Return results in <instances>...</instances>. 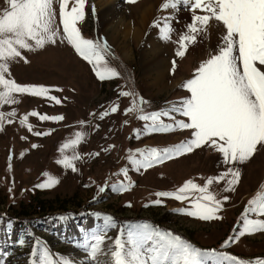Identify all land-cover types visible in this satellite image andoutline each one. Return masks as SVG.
<instances>
[{"label": "rangeland", "instance_id": "obj_1", "mask_svg": "<svg viewBox=\"0 0 264 264\" xmlns=\"http://www.w3.org/2000/svg\"><path fill=\"white\" fill-rule=\"evenodd\" d=\"M123 3L131 20L142 12V1L139 5H131L127 0ZM7 7L6 0H0V12ZM55 8L59 24L58 2ZM179 9L180 15L173 16L175 32L184 31L185 25L192 20L189 10L182 6ZM158 10L160 17L167 13L161 11V6ZM86 12L85 20L78 25L82 35L87 39L107 41L109 51L105 58L119 73L118 77L100 80L91 64L66 42L59 41L36 51L25 50L27 62L18 60L11 64V78L22 85L49 87L52 89L50 95L58 97L61 103L17 94L19 103L2 109L5 112L15 110L17 116L13 123H5L0 130V264H30V252L36 240L46 243L54 253L85 264V254L77 246L83 238L79 232L97 230L103 223L95 215L97 213L115 219L116 228L107 233L110 239L119 236L120 229L129 225L150 223L180 235L203 250L226 251L244 259L264 258V233L261 232L246 234L239 237L238 242L223 247L224 241L240 230L249 200L264 190V149H258L251 160L236 166L241 178L235 191L226 192L225 182L211 186L210 190L219 199L225 195L229 199L218 213L222 219L210 221L179 212L178 209L188 206L187 201L163 198L162 205L152 201L158 199L155 193L175 191L189 179L204 185L208 178L226 171L228 166L222 163L220 153L205 146L140 172H136L127 159L130 151L169 147L190 138V130L147 134L144 131L146 122L136 113H126V109L131 107L133 98L144 99L143 108L147 114L169 109L190 96L181 85L194 76L200 63L216 52L220 36L216 41L206 36L198 37L197 43L180 58L176 56L175 33L173 41H165L156 27L153 35L156 52L145 56V52L150 51L149 46L133 37L134 53L129 58L100 30L88 0ZM218 29L223 32L222 28ZM165 64L168 75L159 83L156 77ZM123 92H131L133 96H123ZM116 105L119 106L117 113L100 119L101 113ZM33 111L49 116L62 115L64 119L41 121L30 116L33 129L29 131L20 120ZM181 118L177 114V119ZM137 130L141 131L139 137ZM37 131L50 134L36 136ZM77 132L86 133V138L77 146L76 151L82 158L76 161L78 171L73 172L57 161L62 155L73 154L71 149L62 154L60 148ZM123 168H129L133 187L127 192L113 191L111 185L125 180L121 173ZM46 174L58 178L59 183L49 189L36 187L46 180ZM101 187L106 189L103 193ZM62 216L68 219L61 220ZM250 218L264 219L255 215ZM22 239L25 240L23 246Z\"/></svg>", "mask_w": 264, "mask_h": 264}, {"label": "snow or ice", "instance_id": "obj_2", "mask_svg": "<svg viewBox=\"0 0 264 264\" xmlns=\"http://www.w3.org/2000/svg\"><path fill=\"white\" fill-rule=\"evenodd\" d=\"M8 7L0 12V130L4 124L14 122L15 110L5 112L8 105L19 103L17 94L46 98L60 104L61 100L50 95L52 89L43 85H22L11 78V64L18 60L27 62L24 52L36 51L46 45L66 42L80 57L92 65L100 80L118 77L111 68L105 54L109 51L107 41L87 39L78 26L87 16V0H6ZM59 4V24L56 22ZM129 4L138 0H127ZM184 7L192 13V20L185 30L175 32L173 13ZM93 13L95 8L92 9ZM161 11L168 15L157 18L154 27L160 30L161 38L173 41L175 33L176 56L183 58L198 37L208 34L209 27L223 29L220 42L214 54L195 69L194 76L181 87L190 96L182 99L169 109L145 114L144 99L133 98L126 113H136L145 121L147 134L169 133L190 130V138L169 147H146L129 153L127 159L136 172L148 170L166 161L190 154L205 146L221 154L226 171L210 177L204 185L187 180L175 191L155 193L158 199L152 201L162 205L163 198L188 202L179 212L203 221L222 219L218 213L229 199H219L210 190L214 183L225 182L226 192L235 191L242 165L253 158L258 149H264V0H164ZM214 22V23H213ZM62 26V27H61ZM175 64V62H173ZM62 91V89H57ZM123 96H133L123 92ZM119 106H113L100 114L104 119L117 113ZM177 114L182 117L177 119ZM41 121H62L64 117L49 116L33 111L20 120L22 126L32 131L29 117ZM171 123L165 122V119ZM186 118V119H185ZM83 123V122H81ZM50 133L35 132L34 135ZM141 131L137 130V137ZM86 138V133L77 132L73 139L62 145L63 154L71 149L72 155H62L57 161L64 168L78 171L76 161L82 157L77 146ZM37 147V145H33ZM98 155V153H97ZM125 180L111 185L113 191L127 192L133 187L129 178V168L121 169ZM46 180L36 185L49 189L59 183V179L46 174ZM100 188V192L105 191ZM103 223L96 231L86 232L78 247L85 254V264H264V258L244 259L226 251L203 250L171 231L160 229L150 223L129 225L120 229L114 239L107 235L116 228V221L109 215L101 217ZM255 215L264 217V190L258 191L242 214L240 230L234 237L224 241L227 248L246 234L264 233V219H253ZM61 220L68 217L62 216ZM31 235V233H29ZM23 246L25 240H20ZM30 264H78L71 257L54 253L46 243L35 241L30 252Z\"/></svg>", "mask_w": 264, "mask_h": 264}, {"label": "bare ground", "instance_id": "obj_3", "mask_svg": "<svg viewBox=\"0 0 264 264\" xmlns=\"http://www.w3.org/2000/svg\"><path fill=\"white\" fill-rule=\"evenodd\" d=\"M91 8H95V16L101 31L105 32L110 41H112L118 49L124 54L125 57L131 58L134 49L132 47V38L135 37L141 43H147L150 51L146 54H151L156 52L157 44L153 39V35L156 32V27H154V21L160 18L159 7L164 2V0H138L137 5L142 1V12L140 15H135L131 20L125 13V4L123 0H88ZM126 1V0H125ZM132 5V4H131ZM134 14V13H133ZM168 13L162 15L166 16ZM180 15V9L173 13V16ZM214 23V22H213ZM222 31L218 27H209L208 34L206 37H210L211 41H216V39L221 36ZM134 38V39H135ZM214 42H212L213 44ZM146 59V64L147 63ZM151 65V64H149ZM162 67V66H161ZM163 70H159L160 73L157 75L158 82L161 83L165 77L168 75L167 69L168 65L165 64ZM162 67V68H163ZM161 68V69H162ZM153 70V68H151ZM148 71V70H147ZM94 230L81 231L79 234L84 235L86 232H92ZM83 239V238H82ZM79 243V242H78ZM77 243V244H78ZM78 246V245H77ZM80 247H78L79 249Z\"/></svg>", "mask_w": 264, "mask_h": 264}]
</instances>
